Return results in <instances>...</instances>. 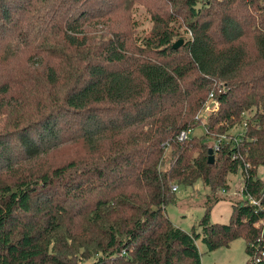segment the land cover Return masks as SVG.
<instances>
[{
    "label": "trees",
    "instance_id": "trees-1",
    "mask_svg": "<svg viewBox=\"0 0 264 264\" xmlns=\"http://www.w3.org/2000/svg\"><path fill=\"white\" fill-rule=\"evenodd\" d=\"M0 65V264H201L198 239L239 238L264 264V0H0ZM70 143L84 155L43 159ZM238 169L228 223L219 198L200 230L171 222L179 185Z\"/></svg>",
    "mask_w": 264,
    "mask_h": 264
},
{
    "label": "rangeland",
    "instance_id": "rangeland-1",
    "mask_svg": "<svg viewBox=\"0 0 264 264\" xmlns=\"http://www.w3.org/2000/svg\"><path fill=\"white\" fill-rule=\"evenodd\" d=\"M136 21L139 24L138 29H148L151 26L148 18L144 16H136ZM186 33H181L173 37V43L179 39L183 42L188 37ZM10 67V65L1 66L0 71ZM208 101V100H207ZM206 101V102H207ZM210 112L204 108L201 111L202 124L195 127L192 134L200 135L204 132L203 123ZM243 130V125L233 127L230 134H239ZM229 138L226 135H221L218 139H208L209 148L215 150V145L218 140L225 141ZM85 153V148L81 143L63 144L62 146L50 151L43 159L53 166L63 163L65 160L75 157H81ZM214 158V155H213ZM257 176L264 181V167H258ZM224 187V188H223ZM219 189L210 190L201 180H197L192 186L179 185L175 192L174 200L165 207V213L171 222L181 228L183 231H190L193 226L198 227L199 221L203 217L208 199L213 201L214 198H219V201L212 204L210 209V222L212 223H228L231 214V204L239 200H244L246 197L242 193V175L240 169L235 173L226 175L225 185ZM200 230V227H198ZM55 242H51L50 247H54ZM63 244L70 246V240L63 239ZM198 250L201 256V264H244L249 256L245 250V240L242 238L235 239L226 247H220L213 251H208L205 244L198 239L196 241ZM81 259V257H79ZM78 259V261H80ZM90 260H85L82 264H88Z\"/></svg>",
    "mask_w": 264,
    "mask_h": 264
},
{
    "label": "built area",
    "instance_id": "built-area-1",
    "mask_svg": "<svg viewBox=\"0 0 264 264\" xmlns=\"http://www.w3.org/2000/svg\"><path fill=\"white\" fill-rule=\"evenodd\" d=\"M204 109L206 110V111H208V112H212V111H215V110H217L218 109V103H217V101L215 100V99H213V97H212V94H210L209 95V98H208V101L205 103V105H204ZM188 137V132H186V131H181L179 134H178V136H177V138L179 139V140H183V139H186ZM220 141L221 140H218L217 141V143H216V145H215V150H217L218 149V144L220 143ZM172 190L173 191H176L177 190V186L176 185H174L173 187H172ZM250 202L251 203H256V201L255 200H250Z\"/></svg>",
    "mask_w": 264,
    "mask_h": 264
},
{
    "label": "water",
    "instance_id": "water-1",
    "mask_svg": "<svg viewBox=\"0 0 264 264\" xmlns=\"http://www.w3.org/2000/svg\"><path fill=\"white\" fill-rule=\"evenodd\" d=\"M183 44V40L182 39H179V40H177L176 42H174L173 44H172V47L174 48V49H177V48H179L181 45ZM213 149L212 148H208V162L209 163H213V161H214V158H213Z\"/></svg>",
    "mask_w": 264,
    "mask_h": 264
}]
</instances>
